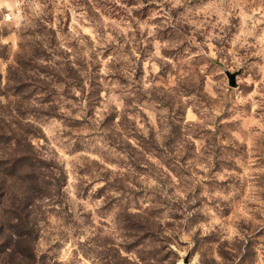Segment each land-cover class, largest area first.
<instances>
[{
    "label": "rangeland",
    "instance_id": "1",
    "mask_svg": "<svg viewBox=\"0 0 264 264\" xmlns=\"http://www.w3.org/2000/svg\"><path fill=\"white\" fill-rule=\"evenodd\" d=\"M22 157L0 264H264V0H0V171Z\"/></svg>",
    "mask_w": 264,
    "mask_h": 264
},
{
    "label": "trees",
    "instance_id": "2",
    "mask_svg": "<svg viewBox=\"0 0 264 264\" xmlns=\"http://www.w3.org/2000/svg\"><path fill=\"white\" fill-rule=\"evenodd\" d=\"M18 159H20L19 162L15 161L14 159L12 162H9V166H7L6 162H2V165L5 166V169L0 171V207L2 206L3 202H7L8 196L12 194L11 184L6 185V181L11 182L14 179L21 178L35 185L37 183L36 181L38 180V175L36 174L31 161L24 157ZM13 195L16 198L17 203L13 204V206L7 212H5L8 213V219L6 220V223L10 231L9 237L15 244H19L18 240H22V242L26 244L25 249L28 252L30 261H32L35 256L33 250L35 234L32 226L33 222L31 221L28 210L31 204L28 203V198L24 192H17ZM1 210L2 209L0 208V211ZM18 254L21 255V252Z\"/></svg>",
    "mask_w": 264,
    "mask_h": 264
},
{
    "label": "water",
    "instance_id": "3",
    "mask_svg": "<svg viewBox=\"0 0 264 264\" xmlns=\"http://www.w3.org/2000/svg\"><path fill=\"white\" fill-rule=\"evenodd\" d=\"M231 84H233V81L231 82Z\"/></svg>",
    "mask_w": 264,
    "mask_h": 264
}]
</instances>
